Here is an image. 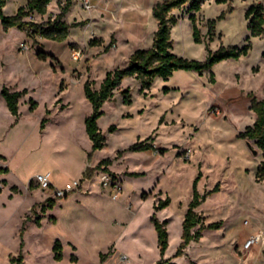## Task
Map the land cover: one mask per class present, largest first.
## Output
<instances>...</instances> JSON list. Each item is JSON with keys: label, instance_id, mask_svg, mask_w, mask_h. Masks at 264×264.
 <instances>
[{"label": "rangeland", "instance_id": "rangeland-1", "mask_svg": "<svg viewBox=\"0 0 264 264\" xmlns=\"http://www.w3.org/2000/svg\"><path fill=\"white\" fill-rule=\"evenodd\" d=\"M66 1L72 5L63 20L81 25L71 30L64 43L28 37L18 28L4 31L0 21V264H9L10 254L18 258L23 223L25 264H102L110 262L109 257L117 260L121 252L129 255L130 264H157L161 257L151 216L159 201L167 198L171 204L162 218L171 220V244L165 264H264L243 252L246 234L241 227L245 219L251 225L264 222V182L256 180L263 154L254 141L250 147L239 138L256 121L248 95L264 99V37L250 38V54L217 64L213 77L209 71H180L168 82L156 79L143 94L138 80L124 79L98 121L107 147L94 158L99 162H89L85 120L92 106L84 85L89 82L99 90L108 72L127 67L135 51L153 46L158 23L150 10L163 0H93L92 10L80 0ZM217 1L204 0L197 13L202 44L194 41L187 7L175 11L181 18L171 35L176 55L206 61L208 21L218 20L223 13L226 17L217 21L210 49L247 44L246 12L256 4L264 5V0ZM15 6L9 3L8 16L16 14ZM61 8L54 0L47 15L33 14L26 20L47 23ZM141 22L147 27L143 31ZM38 51L52 58L40 61ZM75 51L82 52L79 61L72 57ZM4 86L28 91L20 100V125L5 106ZM127 88L131 105L123 100ZM33 103L37 107L31 110ZM112 126L117 130L110 133ZM138 142L153 144L155 149L119 154ZM161 149L167 152L160 154ZM103 160L112 164L103 165L92 180L84 179L81 172ZM48 171L59 178V185L80 181L82 188L68 199L47 197L35 177ZM103 172L124 185L121 199L105 195ZM197 180L201 195L219 185L220 191L208 196L197 212L205 217L206 226H220L205 230L184 256L175 257L181 245V221ZM57 241L63 245L61 262L54 261Z\"/></svg>", "mask_w": 264, "mask_h": 264}, {"label": "trees", "instance_id": "trees-1", "mask_svg": "<svg viewBox=\"0 0 264 264\" xmlns=\"http://www.w3.org/2000/svg\"><path fill=\"white\" fill-rule=\"evenodd\" d=\"M9 0H0V21L4 31L11 28H18L27 31L28 37H40L50 41L64 43L68 40L71 30L79 27L81 24H69L64 21V17L69 13L71 8V1H67L66 5L61 8L60 14L54 19H50L47 23L37 24L26 19L33 14L45 16L48 13V7L54 0H28L26 7H21L17 14L14 16H7L4 12ZM226 0H218V4L226 3ZM204 0H163L158 2L153 7V16L158 23V30L155 33L153 46L147 50L135 51L130 59L127 67L123 69H116L107 73L106 78L102 82L100 89L95 90L92 84L87 82L84 85V94L88 102L92 106L91 115L85 120L86 132L92 142V151L88 154V160L91 162L93 154L97 151L103 150L107 147V139L102 134L98 121L104 115L103 107L106 102L111 101L114 97L115 91L120 89L124 79L128 77L135 78L141 85L140 92L143 94L146 90L151 89L156 79H162L168 82L176 72H195L204 73L211 72L212 69L219 63L227 60H240L242 57H247L252 50V43L250 38L264 37V5L259 3L252 6L246 12V20L248 21V30L250 37L247 39V44L243 47L221 46L219 50L213 51L209 47V43L213 42L216 36L215 29L218 20H223L226 14L223 13L218 20L208 21V37L209 43L207 44L208 57L206 61L201 62L198 60H190L176 55L174 50V43L172 41V30L180 21V17L175 14V11L187 7L189 20L192 24L193 38L195 43L202 44L204 37L198 25L197 13L202 10ZM91 44H94L92 42ZM109 50V49H108ZM37 59L40 61H47L52 58L48 53L38 51ZM168 89L165 88V92ZM28 93L27 90L21 92H13L9 87H4L2 97L6 105L16 119V123L20 117V100ZM124 104H132V96L130 89L127 88L122 91ZM251 99V110L256 115V121L252 127H248L246 131L241 132L239 138L247 141L248 143L254 141L257 147L262 151L263 161L258 166L256 171L257 182H264V99L257 100L254 94H249ZM37 107V103H33L31 110ZM46 120L42 123V128ZM162 124V119L160 121ZM117 130L115 126L110 127L109 132L113 133ZM153 144L146 142H138L129 149L120 152H144L154 150ZM160 154H165L166 149L158 150ZM186 161V160H185ZM112 161L103 160L95 168H87L84 173V179L91 180L96 171L103 165H111ZM132 177H140V174H132ZM197 182L194 184L193 199L189 205V209L183 222L182 230V243L178 247L175 257H182L185 254V249L192 243L198 242L207 229H217L220 224L205 225V217L197 212L198 207L203 204L208 196H211L220 191L219 185L205 195H201L197 190ZM171 204L170 198L161 200L154 207V214L152 215L151 222L154 225L157 233L158 248L161 260L157 264H165V255L169 249V232L168 223L161 221L157 217V213L168 208ZM26 228L23 226L20 230V255L18 259L12 258L10 264H24L23 248L25 246ZM54 260L61 262L63 260V245L57 241L54 248ZM108 255H102L104 260ZM75 262V259H72Z\"/></svg>", "mask_w": 264, "mask_h": 264}, {"label": "built area", "instance_id": "built-area-1", "mask_svg": "<svg viewBox=\"0 0 264 264\" xmlns=\"http://www.w3.org/2000/svg\"><path fill=\"white\" fill-rule=\"evenodd\" d=\"M28 2V0H25ZM59 4V7H64L67 3L66 0H56ZM83 6L87 10H92L94 8L93 0H80ZM28 49V47H26ZM72 57L75 61H79L82 59V52L75 51L72 53ZM215 112L220 114L219 109H216ZM101 185L102 188L106 191H109L113 200H119L123 195V187L120 181L116 179L114 175L109 172H103L101 174ZM35 183L39 186V188L44 191L50 198L52 199H64L67 198L72 193L81 189L80 181L73 182L70 186L65 189L56 188L52 181L50 174H38L35 177ZM245 224H249V221H246ZM259 248L264 254V228H262L258 233L250 236L243 244V252L250 253L253 249ZM107 260H111L110 262L105 261L102 264H130L131 260L126 255H121L119 258L113 262L112 258Z\"/></svg>", "mask_w": 264, "mask_h": 264}, {"label": "crops", "instance_id": "crops-1", "mask_svg": "<svg viewBox=\"0 0 264 264\" xmlns=\"http://www.w3.org/2000/svg\"><path fill=\"white\" fill-rule=\"evenodd\" d=\"M107 1H110V0H105V2H107ZM11 2H15L16 3V6H15V8H14V12H16V14H17V12H18V10L21 8V7H26V5H27V1H25V0H9L8 1V4H7V6L9 5V3H11ZM7 6L5 7V9H4V12H5V14L8 16V13H7V11H6V8H7ZM153 7H154V5L152 6V8H151V12H152V9H153ZM15 14V15H16ZM150 14V13H149ZM14 16V15H13ZM56 17V16H55ZM148 22H149V20H148ZM141 28H140V30L141 31H143V30H145V28H147L146 27V24H145V22H141ZM73 30V29H72ZM27 32V31H26ZM133 35L134 36H136V33H133ZM180 72V71H179ZM4 87H7V86H4ZM3 87V88H4ZM3 88H2V91H3ZM24 90H27V89H24ZM23 90V91H24ZM2 91H1V95H2ZM13 92H15V91H13ZM17 92H21V91H17ZM3 98V97H2ZM4 100V99H3ZM4 103H5V106H6V108H7V110H8V112L10 113V111H9V109H8V107H7V105H6V102L4 101ZM11 114V113H10ZM12 115V114H11ZM14 118V117H13ZM15 120V124H16V126L17 125H20V123H21V119H20V121L18 120L17 121V123H16V119H14ZM86 128V127H85ZM87 136H88V134H87ZM90 140V139H89ZM91 151H92V142H91V140H90V150H89V152H88V154L89 153H91ZM98 152L99 151H97V152H95L94 154H93V159H92V161H94V158L97 156V154H98ZM100 153V152H99ZM91 161V162H92ZM90 162V161H89ZM94 162H99V160H97V161H94ZM90 168H95V167H90ZM87 170V169H86ZM84 173H85V171L84 172H81V175L82 176H84ZM39 174H50L51 175V181H52V183H53V185L56 187V188H59V189H65V188H67L68 186H70L73 182H75V181H73L72 183L70 182V184H69V182H67V183H65V184H61V185H59L58 184V180H59V178H57L56 176H55V174H53L51 171H48V172H41V173H39ZM92 180V179H91ZM81 183V182H80ZM122 184V183H121ZM122 187H123V194H124V185L122 184ZM81 188H82V184H81ZM42 191V190H41ZM105 192H106V194L105 195H107V196H109V198L110 199H112L113 200V198L111 197V194H110V192L109 191H106V190H104ZM43 193H44V191H43ZM46 194V193H45ZM47 195V194H46ZM123 196V195H122ZM47 197H49L48 195H47ZM122 198V197H121ZM120 198V199H121ZM64 199H68V197L67 198H64ZM67 201L68 200H66L65 201V203H67ZM115 201V200H114ZM166 213V209H164V210H162V211H159L158 213H157V217L163 222V221H166L167 223H168V230L170 229V218L169 217H167V216H165L164 218H162V215L163 214H165ZM154 214V213H153ZM151 218H152V216H151ZM246 221H249V224H245V222ZM183 222H184V218L182 219V221H181V224L183 225ZM23 226H25V224L23 223V225H22V227ZM21 227V228H22ZM242 229H244L245 230V234H246V238H245V240L243 241V243L250 237V236H252V235H254V234H256V233H258L262 228H264V222H257V223H255V224H252L251 225V222H250V220L249 219H245L244 220V222H243V224H242ZM26 228V227H25ZM21 230V229H20ZM182 230H183V227H182ZM156 232V231H155ZM25 234H26V232H25ZM157 234V233H156ZM19 235H20V232H19ZM181 237H182V231H181ZM154 236L156 237L157 235H155L154 234ZM24 240H25V236H24ZM157 242H158V239H157ZM181 243H182V239H181ZM170 244H171V233H170V231H169V248H170ZM25 248H26V241H25V246H24V248H23V257H24V254H25ZM159 249V248H158ZM189 249V248H188ZM169 250V249H168ZM168 250H167V252H166V255H165V259L166 260H168L167 258H168ZM20 252H21V250H20V238H19V252H18V258H19V255H20ZM116 254H119V250L117 251V253ZM121 255H126V256H128L129 257V255L128 254H125V253H120ZM159 254H160V252H159ZM108 256H109V254H107ZM108 256L104 259V260H106L107 258H108ZM12 258H15L14 257V255L13 254H10L9 255V264H10V261H11V259ZM18 258H15V259H18ZM109 258H112L113 259V262L115 261V256H113V257H109ZM247 258H253V259H255V261H257V262H262V261H264V254L262 253V251L259 249V248H255V249H253L251 252H250V254L248 255V257ZM64 259V258H63ZM170 260V259H169ZM171 260H174L173 262H178V260L179 259H171ZM55 261V260H54ZM24 264H25V259H24Z\"/></svg>", "mask_w": 264, "mask_h": 264}, {"label": "water", "instance_id": "water-1", "mask_svg": "<svg viewBox=\"0 0 264 264\" xmlns=\"http://www.w3.org/2000/svg\"><path fill=\"white\" fill-rule=\"evenodd\" d=\"M244 1H246V0H244ZM249 146L251 147L250 143H249ZM254 154L257 155L258 152L257 151H254Z\"/></svg>", "mask_w": 264, "mask_h": 264}]
</instances>
